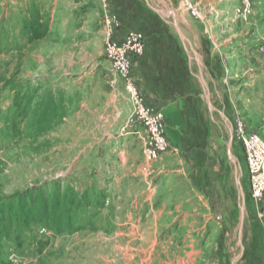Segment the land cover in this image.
<instances>
[{
  "label": "rangeland",
  "instance_id": "obj_1",
  "mask_svg": "<svg viewBox=\"0 0 264 264\" xmlns=\"http://www.w3.org/2000/svg\"><path fill=\"white\" fill-rule=\"evenodd\" d=\"M74 5L72 0L63 4L0 0V129L13 110L17 85L32 91L38 88L36 96L48 90L61 93L67 104L63 122L50 132L35 137L34 127L26 121L19 127L21 135L0 139V204H16V196L34 189L53 199L71 188L77 201L70 209V231L56 233L39 222L14 225L10 239H0V258L6 264H154V252L140 247L139 226L148 218L143 211L138 213L139 201L110 199L120 188L114 183L115 169L123 158L137 160L140 146L121 134L132 111L123 89L114 91L109 86L114 76L103 57V15L92 5L88 14V6ZM30 9L39 11L51 34L32 46L20 34L24 12ZM211 119L214 133L220 132L221 137L222 177L231 173L232 181H238L234 186L237 205L225 201L220 220L213 212L214 224L204 226V220L189 218L181 233L180 219L161 218L162 226H171L167 231L179 236L180 247L186 235L188 244H195L182 248L192 253L187 260L173 248L162 249L161 258L184 264H247L242 239L248 230L247 206L253 200L248 167L241 146L229 140L231 121L215 114ZM237 154L245 162L246 176L235 159ZM180 158L170 149L154 163L158 193L193 196L204 190L198 179L188 185L194 170L183 169ZM162 169L167 172L160 173ZM221 192L225 200L229 191Z\"/></svg>",
  "mask_w": 264,
  "mask_h": 264
},
{
  "label": "crops",
  "instance_id": "obj_2",
  "mask_svg": "<svg viewBox=\"0 0 264 264\" xmlns=\"http://www.w3.org/2000/svg\"><path fill=\"white\" fill-rule=\"evenodd\" d=\"M59 1L69 2L56 0ZM192 1L201 8L200 18L184 12L180 0H105L107 10L120 23L114 40L121 41L128 32L142 36L144 54L132 62L134 81L144 104L164 115L166 137L175 156H181L182 168L194 170L188 185L198 179L204 189L193 196L158 193L156 166L147 165L149 174L143 171L142 142L137 137L130 138L139 142L140 155L137 160L123 158L115 169L114 183L120 188L110 199L139 201L138 213L143 211L148 218L139 226L140 247L154 252V264H184L167 260L165 255V259L161 258L162 249L173 248L175 254L187 260L192 253L182 248L195 247L194 243L188 244L187 235L180 240L185 243L180 247L179 236L167 231L171 226L163 227L161 218L180 219L181 233L189 218L204 220V226L214 224V213L220 220L225 201L237 205L234 186L238 181H232L231 173L222 177L221 137L220 132L213 131L212 115L225 117L231 123L241 119L264 140V58L259 48L264 43V3L254 0L253 14L242 20L234 13L238 0ZM72 3L88 6L86 14L92 5L103 15L100 0ZM229 138L232 142L231 130ZM228 159L231 160L229 154ZM235 159L246 176L244 156L242 160L237 154ZM162 170L160 173L167 172ZM223 188L229 191L225 200ZM154 201L159 205L154 206ZM247 208L243 258L247 264H264V196L257 202L250 200Z\"/></svg>",
  "mask_w": 264,
  "mask_h": 264
},
{
  "label": "built area",
  "instance_id": "obj_3",
  "mask_svg": "<svg viewBox=\"0 0 264 264\" xmlns=\"http://www.w3.org/2000/svg\"><path fill=\"white\" fill-rule=\"evenodd\" d=\"M103 9L102 29L104 35L103 57L114 78L109 86L112 90L123 89L131 106L132 115L124 125L121 134L124 139L137 137L142 142L143 171L147 165L161 160L171 149L166 137L165 118L161 112H154L144 104L142 92L132 75V62L144 54V41L136 32H128L121 41L114 40L120 27L118 18L107 10L105 0H100ZM180 7L194 18H200L201 8L192 0H180ZM254 9V0H238L234 13L242 20L248 19ZM264 58V43L260 45ZM232 139L244 152L249 173V193L253 200L264 196V140L250 130L241 119L231 124Z\"/></svg>",
  "mask_w": 264,
  "mask_h": 264
},
{
  "label": "trees",
  "instance_id": "obj_4",
  "mask_svg": "<svg viewBox=\"0 0 264 264\" xmlns=\"http://www.w3.org/2000/svg\"><path fill=\"white\" fill-rule=\"evenodd\" d=\"M26 18L21 20L20 34L26 43L32 46L50 37L49 24L39 11L30 9L24 12ZM13 99V110L5 118L4 126L0 129V139L13 140L21 135L20 125L26 121L34 127L35 137H40L63 122L67 104L64 95L45 91L42 96H36L39 89L26 85H17ZM32 91V92H31ZM35 97H41L35 100ZM40 189L27 190L15 197L16 204H0V239H10L14 225H29L32 222L44 223L56 233L71 230L70 209L77 202L74 192L68 188V193L54 198L43 197ZM0 264H6L0 258Z\"/></svg>",
  "mask_w": 264,
  "mask_h": 264
},
{
  "label": "water",
  "instance_id": "obj_5",
  "mask_svg": "<svg viewBox=\"0 0 264 264\" xmlns=\"http://www.w3.org/2000/svg\"><path fill=\"white\" fill-rule=\"evenodd\" d=\"M230 146H231V144L229 143L228 144V152H229ZM229 157H230V155H229ZM240 238H241V229L239 231V242H240Z\"/></svg>",
  "mask_w": 264,
  "mask_h": 264
}]
</instances>
